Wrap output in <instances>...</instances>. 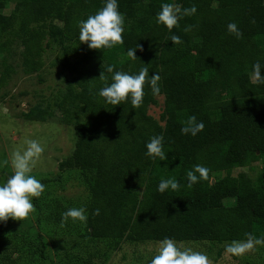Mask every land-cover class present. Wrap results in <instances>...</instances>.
Here are the masks:
<instances>
[{"label":"trees","instance_id":"16d2710c","mask_svg":"<svg viewBox=\"0 0 264 264\" xmlns=\"http://www.w3.org/2000/svg\"><path fill=\"white\" fill-rule=\"evenodd\" d=\"M103 2L0 0V55L12 57L15 45L23 72L31 75L44 68L50 51L53 64L70 74L55 107L73 124L76 143L58 169L60 174L79 170L88 190L87 220L83 228L75 226L79 237L91 245L101 242L104 260L126 242H231L245 240V233L264 238V84L251 78L252 64H264V0H118L125 17L123 44L91 50L78 40V21L95 14ZM162 3L182 10L195 5L196 13L182 15L169 32L156 21ZM229 22L237 24L242 38L228 33ZM173 34L180 44L171 43ZM137 44V59L128 58L127 49ZM5 64L0 90L15 72ZM109 65L131 75L146 65L149 75H160L161 93L152 95L146 79L139 107L127 100L105 103L98 92L111 83ZM157 96L164 97L163 126L147 114ZM53 112L50 105H37L23 118L46 122ZM192 115L204 129L194 137L182 135ZM156 135L164 138L165 161L145 154ZM196 164L209 169L208 178L188 187L185 173ZM256 164L255 179L238 182L231 176L234 169ZM218 173L225 176L211 184ZM170 177L180 187L158 192L160 180ZM39 200H34L38 245L30 250L43 256V234L57 231L46 229L50 220ZM96 209L99 215L93 214ZM53 217L62 227V215ZM13 237L10 246L19 253L25 239L22 233ZM0 264H5L1 255Z\"/></svg>","mask_w":264,"mask_h":264},{"label":"rangeland","instance_id":"374dc122","mask_svg":"<svg viewBox=\"0 0 264 264\" xmlns=\"http://www.w3.org/2000/svg\"><path fill=\"white\" fill-rule=\"evenodd\" d=\"M13 5L4 10L9 14ZM12 57L0 55V74L4 64L11 65L15 72L0 90V183L12 174L10 166L11 153L23 151L26 141L36 140L43 152L32 168V175L40 182L48 179L45 190L39 197V203L44 213H48L50 221L44 223L46 229L57 231L55 235L43 234L46 246H42V255L33 254L38 240L35 233L38 231L36 223V209L21 221L8 219L0 222V255L5 264H150L158 252L159 242L123 243L119 250L108 251L104 260L101 256L103 244L87 243L79 237L75 226L83 228L84 222H73L70 218L62 227L55 225L53 215H62L63 210L72 207L88 206V190L83 184L82 174L79 170H66L60 174L58 164L72 155L76 135L74 126L67 123L58 113L55 104L59 101L61 93L66 86L70 74L62 73L60 67L53 64L54 57L51 52L44 56L45 66L39 73L26 75L19 57V48L13 45ZM5 64V65H6ZM68 75V76H67ZM157 103L147 108V114L155 119L161 126V116L164 112V97L157 96ZM37 105H50L53 119L46 122H29L24 120L23 114ZM9 161L8 164L3 163ZM252 168H237L231 176L238 182L255 179L259 164ZM225 176V173L214 174L210 183ZM33 198L32 203L35 208ZM44 215V216H46ZM47 218V217H46ZM45 218V220H46ZM52 218V219H51ZM14 233H22L25 242L21 241L17 253L12 241ZM11 238V239H10ZM8 239H10L8 241ZM26 239H30L27 241ZM226 243L230 242H187L178 243L181 248H191L193 251L203 252L209 258L210 264H264V245L255 246L240 256L225 253Z\"/></svg>","mask_w":264,"mask_h":264},{"label":"clouds","instance_id":"9594fccd","mask_svg":"<svg viewBox=\"0 0 264 264\" xmlns=\"http://www.w3.org/2000/svg\"><path fill=\"white\" fill-rule=\"evenodd\" d=\"M196 13L193 5L190 9H181L180 5L174 3H162L160 11L156 15L157 24L163 25L169 32L178 26V20L182 15H192ZM125 17L118 10V0H104L103 6L95 14L89 15L85 20L78 21L79 36L78 40L82 44H87L91 50H107L116 45L123 44ZM228 33L236 39L242 38V32L234 22L227 24ZM187 30V28H186ZM173 45L180 44V37L170 35ZM140 50V45L135 48H128L126 55L128 58L136 60V51ZM264 64L256 61L252 64L251 78L256 82L264 84ZM111 73V83L99 89L98 95L107 104L116 106L124 101H130L133 108L139 107L143 102L144 85L147 84L151 89L152 95L161 93L158 73L149 75L148 67H141L139 72L131 75L124 71H113V66L109 65L106 69ZM100 79H104L102 75ZM204 129L203 121H198L192 115L184 122L180 131L182 135L196 136ZM163 136L156 135L146 143V155L158 157L165 161L166 155L163 151ZM26 148L23 151H13L11 153L10 166L12 174L0 183V222L12 219L21 221L35 211L32 203L33 198H39L45 190V185L33 176L32 168L36 164L43 148L36 140L26 141ZM3 163L8 164L9 161ZM187 186L192 187L201 180L208 178L209 169L200 164H196L191 170L185 173ZM180 187L179 182L174 178L161 179L157 185L160 193L166 190L175 191ZM99 215V209L93 213ZM71 219L73 222H86L87 213L83 207H72L62 213L61 225ZM245 240H233L226 243L225 253L232 256H240L253 250L255 246L264 245V238L254 237L250 233H245ZM150 264H210L209 258L203 252L193 251L191 248H181L177 241L171 238H164L159 242L158 252L150 261Z\"/></svg>","mask_w":264,"mask_h":264}]
</instances>
